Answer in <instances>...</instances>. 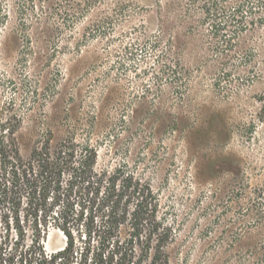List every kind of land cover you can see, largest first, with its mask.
Listing matches in <instances>:
<instances>
[{"label": "rangeland", "instance_id": "obj_1", "mask_svg": "<svg viewBox=\"0 0 264 264\" xmlns=\"http://www.w3.org/2000/svg\"><path fill=\"white\" fill-rule=\"evenodd\" d=\"M2 122L149 182L171 264H264V0H0Z\"/></svg>", "mask_w": 264, "mask_h": 264}, {"label": "trees", "instance_id": "obj_2", "mask_svg": "<svg viewBox=\"0 0 264 264\" xmlns=\"http://www.w3.org/2000/svg\"><path fill=\"white\" fill-rule=\"evenodd\" d=\"M9 127L0 123V264H171L149 182L99 167L97 148L74 138L23 156ZM52 230L65 238L56 250L44 243Z\"/></svg>", "mask_w": 264, "mask_h": 264}]
</instances>
